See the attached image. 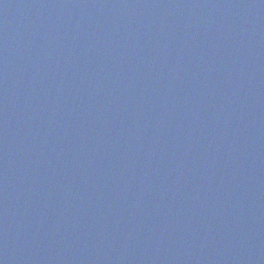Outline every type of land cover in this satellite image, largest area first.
I'll list each match as a JSON object with an SVG mask.
<instances>
[{"label":"water","instance_id":"1","mask_svg":"<svg viewBox=\"0 0 264 264\" xmlns=\"http://www.w3.org/2000/svg\"><path fill=\"white\" fill-rule=\"evenodd\" d=\"M0 264H264V0H0Z\"/></svg>","mask_w":264,"mask_h":264}]
</instances>
